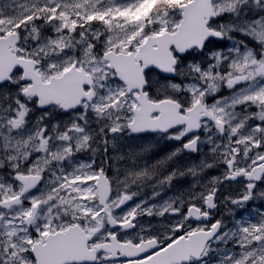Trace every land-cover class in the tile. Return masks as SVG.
<instances>
[{"label": "snow or ice", "instance_id": "6c2138e0", "mask_svg": "<svg viewBox=\"0 0 264 264\" xmlns=\"http://www.w3.org/2000/svg\"><path fill=\"white\" fill-rule=\"evenodd\" d=\"M0 264H264V0H0Z\"/></svg>", "mask_w": 264, "mask_h": 264}]
</instances>
